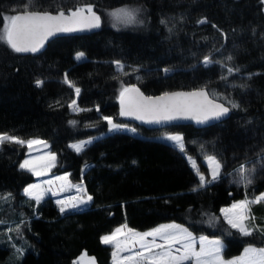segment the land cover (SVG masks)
I'll list each match as a JSON object with an SVG mask.
<instances>
[{"label": "trees", "instance_id": "obj_1", "mask_svg": "<svg viewBox=\"0 0 264 264\" xmlns=\"http://www.w3.org/2000/svg\"><path fill=\"white\" fill-rule=\"evenodd\" d=\"M5 1L0 0V30L3 16L7 15ZM40 4L38 11L66 13L68 9L91 5L99 14L102 28L98 33L53 40L60 43H88L111 36L148 44L161 41L187 49L193 44L186 32L188 19L206 10L212 18L234 21L251 45L264 48L261 0H73L68 4L41 0ZM124 7L139 9L137 20L142 23L125 25L109 15ZM47 52L48 49L39 56L26 57L0 43V134L49 141L58 154L56 172L69 170L72 180L80 181L82 162L67 144L106 130L107 122L97 115L96 108L118 123L134 125L143 135L161 133L120 115L122 87L134 85H126L118 78L103 79L96 87L83 91L78 101L85 109L81 113L72 114L63 105H44L41 90L27 80L23 65L31 58L45 57ZM177 90L180 89L169 92ZM232 102L239 107L230 106L229 117L221 123L208 127L178 125L163 130L184 138L196 137L214 152L229 153L232 169L241 165L253 168L252 183L248 185L234 184L229 175H222L217 182L192 188L195 182L173 148L127 146L110 150L82 176L86 193L92 197L89 209L60 214L50 198L35 206L23 197L21 189L31 181L18 169L24 148L5 143L0 149V264H71L82 252L93 256L97 264H110V248L100 242V237L122 224L146 231L162 223L177 222L194 234L221 239L226 259L238 256L246 245H261L264 233L253 231L243 236L224 221L220 211L235 201L264 193V79ZM188 152L194 155L191 148ZM196 162L208 176L201 161ZM251 215L255 217V229H264V202L252 205ZM13 223L16 226L10 233L7 226Z\"/></svg>", "mask_w": 264, "mask_h": 264}, {"label": "rangeland", "instance_id": "obj_2", "mask_svg": "<svg viewBox=\"0 0 264 264\" xmlns=\"http://www.w3.org/2000/svg\"><path fill=\"white\" fill-rule=\"evenodd\" d=\"M60 1L68 4L73 0ZM40 3L41 0H7L3 5L7 10V15L11 16L22 13L25 10V5H30L29 10L31 11H38L37 9L42 7ZM44 7L47 8V6ZM45 11L46 10L41 12ZM200 20H205L206 22L198 23ZM213 25H215V27H213ZM186 32L193 42L187 49H178L161 41H154L148 44L135 41L131 38H115L111 36L99 37L88 43H60V41H53L47 48V55H45V57L31 58L29 61H25L23 71L27 80L33 85L36 86L35 82L37 80L43 81L41 87H36L40 89L43 94L44 105L47 107L63 105L66 106L72 114H78L85 110L78 102L82 92L96 87L98 82L103 79L118 78L126 85L137 86L139 89L141 88L153 95L164 94L172 89L181 90L187 88V90H197L204 88L211 97L228 106H231L229 101L232 102L238 94L264 79V48L251 45L250 41L234 21L229 19H215L212 18L206 10H200L188 19ZM77 53H83L84 56L80 60H77ZM205 57H208L212 62L205 65L203 62ZM229 57H231V59H228ZM117 61L122 66L119 69L117 67ZM229 67L234 70L238 69V71H233V73L229 74L227 71ZM164 69H168V71L165 72ZM65 75H67L68 80L73 85L72 87L64 82ZM75 88L80 89L78 95L75 92ZM73 100L76 101L75 107L80 109V111L73 110V108L69 107ZM95 111L97 115H100L102 118L108 117L102 115L98 108H96ZM112 121L122 127L110 130V126L106 121L107 127L104 132L67 144L68 149L82 162L79 174L81 177L80 181L72 180V172L69 170L56 172L59 163L58 154L53 150L49 141L40 138H29L43 141L47 145V147H44L42 144L33 145L31 151L27 145H19L24 148V152L18 169L31 177V181L25 184L21 189L23 197L28 201H32L35 206L50 198L60 214L87 210L91 205V200L85 204H78L75 208L67 207L64 212L60 211V205L57 204V201L68 202L71 197H78L86 200L89 195L87 194V196H85L83 192L77 191V186H81L85 190L82 180V176L85 172L91 167L98 165L101 159L110 150L127 146L130 147V149L147 148L148 150H153V148H156V145H165L173 148L176 155L182 159L184 166L190 174L192 182H195L193 185L191 184L192 188H202L199 187V177L196 174L193 163H195L199 171L205 175L207 180H211L208 163L205 159L207 155L215 156L222 164L219 178L208 184L219 181L222 175H229L228 178H231L234 184L240 186L243 184L246 185L240 179L238 172L240 167L232 169L231 156L229 153L214 152L209 146L205 145V143L196 137L184 138L182 134L172 133L163 129H160L161 133L147 136L137 130L134 125L118 123L113 118ZM169 135H179L183 138V152H181L172 141L166 139ZM84 141L91 142L86 144L79 153L69 147L70 145ZM3 145H0V149ZM189 148L192 149L194 155L189 154ZM49 154H54V161L48 159ZM197 159H199L206 168L208 176L200 170L196 162ZM25 160L31 161L29 167H34L37 173L43 174L34 175L33 172L27 169H21L20 164ZM245 169L250 173V176L253 175V168L245 167ZM57 177H67V179H57ZM34 184L40 185V191L42 192V198L39 203H37L33 197H29L24 193L25 188ZM261 194L264 193H260L252 198L235 201L222 209H231L233 204L241 201L256 200ZM259 202H264V200ZM255 204H258V202L250 203L248 206V215L251 218H255L251 215V206ZM235 211L237 210H233V212L229 213L233 219L236 218ZM220 213L224 221L228 224L225 219V214L222 213V211H220ZM252 220L253 219H249L245 221L248 227H251V224L256 225ZM169 224L180 225L187 229L195 240L194 247L197 251H199L200 237H206L209 241L219 240L222 246L220 257L224 264H228L229 261L242 256L245 248H264V241L259 246L246 245L238 256L226 259L223 256L225 244L221 239L205 234H194L186 226L173 221L159 224L146 231H137L126 226L125 232H127V229H131L136 233L142 234L152 231L162 225ZM254 225L253 229L257 227V225ZM13 226H16V224L13 223L7 226L10 233L13 230ZM121 226H125V224L115 227L111 232L102 236L111 234L116 228ZM119 239L123 242L125 236L122 235ZM146 239L151 240L152 238L148 237ZM157 243H161L159 238H157ZM105 246L110 248L109 263L113 264L112 252L114 246ZM179 247L180 245H174L173 251L175 252V249ZM129 248H132L131 244H129ZM138 250L139 245L132 248V251ZM130 254V252L120 253L121 256ZM74 262H76V264H97L95 258L86 252L80 253L71 264H74ZM144 264H147V261H145ZM183 264H193V261H184Z\"/></svg>", "mask_w": 264, "mask_h": 264}, {"label": "snow or ice", "instance_id": "obj_3", "mask_svg": "<svg viewBox=\"0 0 264 264\" xmlns=\"http://www.w3.org/2000/svg\"><path fill=\"white\" fill-rule=\"evenodd\" d=\"M264 3V0H261ZM30 5H25V10L22 13L15 15H4L3 29L0 30V43L5 44L11 51L15 53H36L43 47L45 41L56 33L73 32L85 29H92L100 27V17L95 14L91 5L76 7L75 9H68L67 13L64 10H59L56 14L50 12L31 11ZM139 9H129L127 7L113 10L109 13L111 17L118 23L125 25L142 23L137 20V13ZM205 20H200L198 23H205ZM215 27V25H213ZM84 56L83 53H77L76 59L80 60ZM228 59H231L229 57ZM205 65L212 61L205 57ZM118 69L122 66L117 61ZM165 72L168 69H164ZM228 73L231 74L234 70L229 67ZM65 83L70 87L73 85L65 75ZM37 87H41L43 81L37 80L35 82ZM78 95L79 88H75ZM232 108H238L239 105L235 102L229 101ZM121 116H134L138 120H143L149 123H159L162 120H173L178 117L195 119L197 123H205L212 119H219L229 112V107H225L222 103H215L208 98V94L204 90L194 91L191 93H164L159 97H145L135 86L122 87L120 92ZM76 101L73 100L69 107L73 110L80 111L75 107ZM110 126V130H115L121 125L113 123L111 117H103ZM75 123V121H70ZM126 127V126H124ZM134 131V129H133ZM167 140L172 141L181 152L184 151L183 138L179 135H169ZM5 142L15 143L18 145H27L31 151L33 145L42 144L47 147L43 141L29 139H21L14 134L3 133L0 134V145ZM91 141H84L78 144L70 145L76 152H80ZM48 159L55 160L54 154H49ZM208 163L211 180H207L205 175L201 173L198 167L193 163L196 174L199 177V187H204L219 178L222 164L212 155L205 157ZM30 160H25L20 164L21 169H27L33 172L34 175H41L37 173L34 167H29ZM240 179L246 185L252 183L250 173L246 171L245 167L241 165L238 170ZM57 179H67V177H57ZM195 190V189H193ZM78 192H83L87 196L86 191L77 186ZM25 195L33 197L37 203L42 198L40 185H29L24 189ZM55 194V193H54ZM92 199L87 196V199L71 197L68 202L57 201L60 205V211L64 212L67 207L75 208L78 204H85ZM264 200V194H261L253 201H241L232 205L231 209H222L225 214V219L231 228L236 229L243 236H250L253 231H260L264 233V229H253L248 227L246 220L254 219L248 215V206L250 203H257ZM235 211L236 218L233 219L229 213ZM125 226L116 228L111 234L101 237V243L105 245H113L112 252L113 264H183L184 261H193V264H224L220 257L221 243L219 240L209 241L206 237L199 238V251L194 247L195 240L192 234L187 229L176 224L162 225L152 231L145 233H136L131 229L125 232ZM125 236L123 242L119 239L120 236ZM151 237V240L146 238ZM157 238L161 243H157ZM139 245L138 251H132L129 248ZM174 245H180L179 248L173 251ZM122 252H130V255L121 256ZM76 264V262H74ZM228 264H264V248L248 247L244 249L242 256L229 261Z\"/></svg>", "mask_w": 264, "mask_h": 264}, {"label": "water", "instance_id": "obj_4", "mask_svg": "<svg viewBox=\"0 0 264 264\" xmlns=\"http://www.w3.org/2000/svg\"><path fill=\"white\" fill-rule=\"evenodd\" d=\"M39 12H41V11H39ZM50 13L56 14L57 12H54V13L50 12ZM95 14L97 16H99L98 13L95 12ZM101 28H102V21H101V18H100V27H98V28L85 29V30L73 31V32L56 33L55 35L50 36L45 41L43 47L40 48V50L38 52H36V53L28 52V53H20V54L23 55V56H37V55H40L41 53H43L48 48L49 44L55 39L62 38V37H67V36L88 35L90 33H98L101 30ZM199 90H204L208 94V98L210 100H213L215 103L224 104L223 102L212 98L209 95L208 91L206 89H204V88L197 89V90H186V91L177 90V91H171V92H167V93H191V92L199 91ZM140 92L145 97H153V98H155V97H159V96L163 95V94L147 95V94L143 93L141 90H140ZM224 106L225 107H229L226 104H224ZM229 109H230V107H229ZM230 113H231V109L229 110V112L227 114H225L224 116L220 117L219 119H212V120H209V121H207L205 123H197V121L195 119L184 118V117H178V118L173 119V120H162L159 123H154V122L153 123H149V122H145L143 120H138L134 116H129V117L132 119L133 122L138 123V124H140L141 126H144L147 129L159 130V129L167 128L169 126H178V125H194L196 127H208V126H212L214 124H218V123H221V122L225 121L229 117Z\"/></svg>", "mask_w": 264, "mask_h": 264}, {"label": "bare ground", "instance_id": "obj_5", "mask_svg": "<svg viewBox=\"0 0 264 264\" xmlns=\"http://www.w3.org/2000/svg\"><path fill=\"white\" fill-rule=\"evenodd\" d=\"M76 36V35H75ZM182 91H186V90H182Z\"/></svg>", "mask_w": 264, "mask_h": 264}]
</instances>
